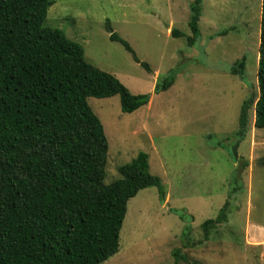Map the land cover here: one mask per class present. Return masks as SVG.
<instances>
[{"label": "rangeland", "instance_id": "obj_1", "mask_svg": "<svg viewBox=\"0 0 264 264\" xmlns=\"http://www.w3.org/2000/svg\"><path fill=\"white\" fill-rule=\"evenodd\" d=\"M51 1L45 26L78 42L87 62L132 93L150 97L132 112L121 110L117 94L87 100L108 141L103 182L145 151L164 188V199L150 186L128 200L119 249L99 264H175L176 248L185 255L178 264H264V127H254L252 110L239 159L232 156L241 102L258 89L261 0H202L194 45L187 43L194 0ZM171 28L183 35L172 36ZM112 32L150 70L111 40ZM242 56L240 77L230 69ZM170 71L172 85L155 92ZM226 200L227 221L204 240L202 222ZM187 226L197 243L183 246Z\"/></svg>", "mask_w": 264, "mask_h": 264}, {"label": "trees", "instance_id": "obj_2", "mask_svg": "<svg viewBox=\"0 0 264 264\" xmlns=\"http://www.w3.org/2000/svg\"><path fill=\"white\" fill-rule=\"evenodd\" d=\"M201 1L190 6L188 45L200 36ZM51 4L0 0V264H99L119 249L128 200L150 186L164 199L145 151L118 166L119 176L111 183L103 182L108 141L88 97L117 94L123 112L148 104L150 97L132 93L116 76L87 62L78 42L45 26ZM171 35L183 33L171 28ZM109 37L150 70L124 39L115 32ZM244 69L242 56L230 72L242 77ZM256 77L257 91L240 105L235 160L251 110L254 127H264V0ZM173 81L170 71L154 91L167 89ZM228 207L226 200L214 218L202 222L204 240L227 221ZM190 233L191 226L185 227L183 246L197 243L191 242ZM172 254L175 264L185 256L179 248Z\"/></svg>", "mask_w": 264, "mask_h": 264}]
</instances>
